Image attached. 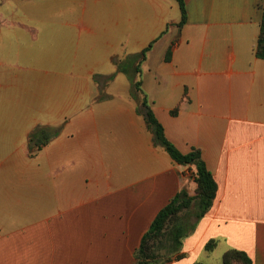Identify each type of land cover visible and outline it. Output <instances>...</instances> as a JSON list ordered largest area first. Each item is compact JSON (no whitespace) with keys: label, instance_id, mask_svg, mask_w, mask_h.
<instances>
[{"label":"crops","instance_id":"1","mask_svg":"<svg viewBox=\"0 0 264 264\" xmlns=\"http://www.w3.org/2000/svg\"><path fill=\"white\" fill-rule=\"evenodd\" d=\"M183 1L179 27L175 0H0V48L33 50L29 77L20 58L0 74V264H136L158 212L182 189L194 196L195 169L153 144L117 69L146 49L155 118L217 186L168 264H222L230 249L264 264L263 0ZM40 126L61 131L30 157Z\"/></svg>","mask_w":264,"mask_h":264},{"label":"trees","instance_id":"2","mask_svg":"<svg viewBox=\"0 0 264 264\" xmlns=\"http://www.w3.org/2000/svg\"><path fill=\"white\" fill-rule=\"evenodd\" d=\"M178 3L181 13L179 27L186 22L187 14L183 0H175ZM262 17L259 27L258 38L255 46V56L264 60V0L262 4ZM147 49L133 57V64H118V72L125 74L132 87V96L137 101L136 113L144 120L148 131L152 135L153 144L164 149L170 158L180 166L195 169L191 178L196 184L194 196H189L185 189H182L165 207H163L150 227L142 236L140 245L135 251L136 264H168L183 257L180 254L182 241L196 227L212 207L216 197V183L207 170L201 153L198 149L181 153L164 134L162 125L155 118L150 102L141 90L140 65L145 59ZM165 60H168L166 55ZM129 65V69H126ZM113 76L107 81L113 80ZM94 82L99 84V79L94 78ZM104 98V96L102 97ZM177 109L171 111L172 116H176ZM61 127L52 128L48 126L36 127L28 136L27 150L30 157L35 156L53 139L60 134ZM217 245V241L210 240L206 243L204 250L212 252ZM222 264H252L248 256L238 250L230 249L226 251L221 259Z\"/></svg>","mask_w":264,"mask_h":264},{"label":"rangeland","instance_id":"3","mask_svg":"<svg viewBox=\"0 0 264 264\" xmlns=\"http://www.w3.org/2000/svg\"><path fill=\"white\" fill-rule=\"evenodd\" d=\"M23 44H24L23 47H18V46L15 47V46L7 45L4 48H0V62L6 63V65H0V74L10 73L13 69L12 66L15 65V59L20 58L24 61L22 64L24 68V70L22 71V73L24 74V78L30 76L29 70H25V67H30L29 64H26V58H30L33 55V50L31 49L29 45L25 46L26 44L25 41ZM3 58L6 60H1ZM120 87H121V84H120Z\"/></svg>","mask_w":264,"mask_h":264}]
</instances>
